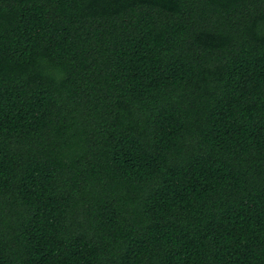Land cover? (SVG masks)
<instances>
[{
	"label": "trees",
	"instance_id": "obj_1",
	"mask_svg": "<svg viewBox=\"0 0 264 264\" xmlns=\"http://www.w3.org/2000/svg\"><path fill=\"white\" fill-rule=\"evenodd\" d=\"M0 264H264V0H0Z\"/></svg>",
	"mask_w": 264,
	"mask_h": 264
}]
</instances>
